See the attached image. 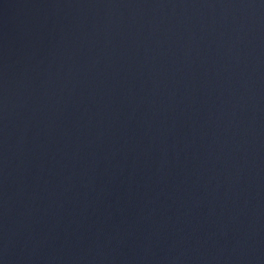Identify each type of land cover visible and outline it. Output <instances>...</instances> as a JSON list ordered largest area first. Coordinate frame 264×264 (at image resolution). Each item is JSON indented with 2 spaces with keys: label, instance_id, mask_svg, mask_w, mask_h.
<instances>
[{
  "label": "water",
  "instance_id": "1",
  "mask_svg": "<svg viewBox=\"0 0 264 264\" xmlns=\"http://www.w3.org/2000/svg\"><path fill=\"white\" fill-rule=\"evenodd\" d=\"M0 264H264V0H0Z\"/></svg>",
  "mask_w": 264,
  "mask_h": 264
}]
</instances>
